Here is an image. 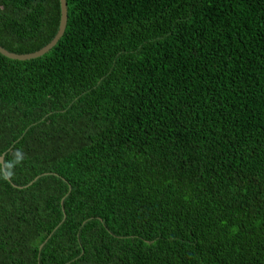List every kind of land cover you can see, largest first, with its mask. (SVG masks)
Segmentation results:
<instances>
[{
	"label": "trees",
	"instance_id": "1",
	"mask_svg": "<svg viewBox=\"0 0 264 264\" xmlns=\"http://www.w3.org/2000/svg\"><path fill=\"white\" fill-rule=\"evenodd\" d=\"M67 3L0 54V264H264V0Z\"/></svg>",
	"mask_w": 264,
	"mask_h": 264
},
{
	"label": "water",
	"instance_id": "2",
	"mask_svg": "<svg viewBox=\"0 0 264 264\" xmlns=\"http://www.w3.org/2000/svg\"><path fill=\"white\" fill-rule=\"evenodd\" d=\"M61 3V21H60V26L59 30L56 34V36L53 38V40L47 44L45 47L42 49L29 53V54H18L11 52L7 49H5L3 46L0 45V54L12 59V60H18V61H28L32 59H37L40 57H43L44 55L48 54L54 47L57 46V44L60 42V40L63 38L65 35L66 29H67V24H68V3L67 0H60ZM0 164L2 165L3 171H5V155L0 156ZM41 176L36 177L33 182L28 184L27 186L21 187L13 184L14 187L23 189V188H28L31 186L33 183H35ZM10 180V179H9Z\"/></svg>",
	"mask_w": 264,
	"mask_h": 264
}]
</instances>
